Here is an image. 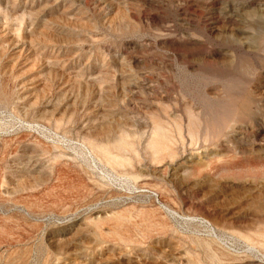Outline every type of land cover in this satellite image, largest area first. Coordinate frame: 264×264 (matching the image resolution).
<instances>
[{
    "label": "rangeland",
    "instance_id": "374dc122",
    "mask_svg": "<svg viewBox=\"0 0 264 264\" xmlns=\"http://www.w3.org/2000/svg\"><path fill=\"white\" fill-rule=\"evenodd\" d=\"M0 264H264V0H0Z\"/></svg>",
    "mask_w": 264,
    "mask_h": 264
},
{
    "label": "bare ground",
    "instance_id": "6f19581e",
    "mask_svg": "<svg viewBox=\"0 0 264 264\" xmlns=\"http://www.w3.org/2000/svg\"><path fill=\"white\" fill-rule=\"evenodd\" d=\"M233 87L230 86L229 87V91L232 92ZM235 103L237 101H233V99L231 101L224 102V101H220L218 104L213 105L211 108L213 111H211V114L209 116V120H215L218 121L219 124L216 128L220 129L223 131L224 128H229V129H233L234 128V124H235V118L237 115V112L240 110H249V102L248 100L242 101L241 103V108H239V105H236L235 107H231V105H229L228 103ZM211 103V102H210ZM212 104V103H211ZM191 114V113H190ZM197 117V116H196ZM224 118L223 120H220L221 118ZM195 118V117H194ZM197 121V120H196ZM190 123V122H189ZM198 124V123H197ZM197 124L195 121H192L190 123V128L191 130L189 132H192L194 130H196L197 128ZM161 132V131H159ZM162 133V132H161ZM194 133V132H193ZM192 133V134H193ZM166 136V135H165ZM164 135H160L158 140H157V145L158 148L159 146L161 147L163 145L164 142V138H166ZM167 139V138H166ZM155 143V142H154ZM162 148V147H161ZM220 222V221H219ZM219 224V223H218ZM223 224V223H222ZM221 225V224H220ZM249 235L252 236V234L249 233ZM258 235V234H257ZM250 237V236H249Z\"/></svg>",
    "mask_w": 264,
    "mask_h": 264
}]
</instances>
